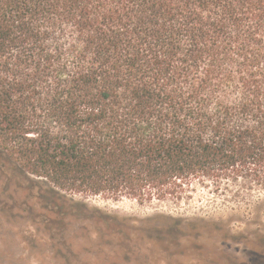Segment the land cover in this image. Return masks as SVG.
<instances>
[{
	"label": "trees",
	"instance_id": "16d2710c",
	"mask_svg": "<svg viewBox=\"0 0 264 264\" xmlns=\"http://www.w3.org/2000/svg\"><path fill=\"white\" fill-rule=\"evenodd\" d=\"M197 186L264 190V0H0V228L57 264H152L192 222L156 215L145 246L84 198Z\"/></svg>",
	"mask_w": 264,
	"mask_h": 264
},
{
	"label": "rangeland",
	"instance_id": "374dc122",
	"mask_svg": "<svg viewBox=\"0 0 264 264\" xmlns=\"http://www.w3.org/2000/svg\"><path fill=\"white\" fill-rule=\"evenodd\" d=\"M84 199L91 206L130 219V226H134V233L138 234L134 240L145 246L151 244V239L137 231V227L149 225L146 221L156 215L167 214L184 223L192 222L194 230L188 235L177 234L175 239L187 247H152V264H264L263 189L218 193L197 186L188 198L177 203L141 204L128 197L113 200L91 196ZM162 220L159 218L155 222L161 224ZM6 229L0 228V264H57L50 245L41 238L43 235L34 225L20 223L12 231ZM5 252L9 255L5 256ZM101 256L92 258L98 262ZM131 264L140 263L132 261Z\"/></svg>",
	"mask_w": 264,
	"mask_h": 264
}]
</instances>
